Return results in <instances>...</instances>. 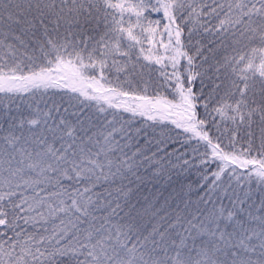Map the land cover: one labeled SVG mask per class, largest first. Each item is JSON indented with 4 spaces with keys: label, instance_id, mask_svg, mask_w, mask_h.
<instances>
[{
    "label": "snow or ice",
    "instance_id": "snow-or-ice-1",
    "mask_svg": "<svg viewBox=\"0 0 264 264\" xmlns=\"http://www.w3.org/2000/svg\"><path fill=\"white\" fill-rule=\"evenodd\" d=\"M0 264H264V0H0Z\"/></svg>",
    "mask_w": 264,
    "mask_h": 264
}]
</instances>
